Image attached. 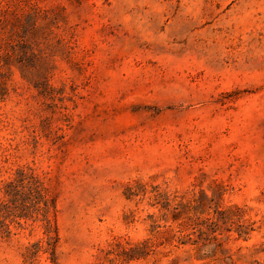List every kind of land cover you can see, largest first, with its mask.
Wrapping results in <instances>:
<instances>
[{
	"label": "rangeland",
	"instance_id": "obj_1",
	"mask_svg": "<svg viewBox=\"0 0 264 264\" xmlns=\"http://www.w3.org/2000/svg\"><path fill=\"white\" fill-rule=\"evenodd\" d=\"M5 56L0 198L36 180L56 239L0 264H264V0H0Z\"/></svg>",
	"mask_w": 264,
	"mask_h": 264
},
{
	"label": "trees",
	"instance_id": "obj_2",
	"mask_svg": "<svg viewBox=\"0 0 264 264\" xmlns=\"http://www.w3.org/2000/svg\"><path fill=\"white\" fill-rule=\"evenodd\" d=\"M12 53H16V49H12ZM0 57L1 63L5 62L9 58ZM9 61V60H8ZM0 63V66H1ZM205 194V193H203ZM207 198L206 195H203ZM201 198V196H200ZM22 200H29L26 208L20 207V202ZM48 199L45 195L43 187L37 183L36 180L27 181L26 178L23 179H13L9 182L4 188V196L0 198V239L8 240L11 235L14 234L10 226H22V220L28 218H37L39 214H44L45 219V227H46V235L50 240L56 239L53 236L51 231V220L49 218V206ZM178 206L182 209V212L185 214H189L192 211L194 213L207 212L209 206H206L201 200L195 198V196L191 197L184 203H179ZM219 203H216V206L213 209V213L216 216H222L227 213V210H220ZM211 208V207H209ZM26 211V214H23L22 211ZM210 215V211L207 212ZM174 219L178 218L174 215ZM218 218V217H217ZM181 227V226H180ZM179 230L181 232V228ZM171 231L175 230L171 229ZM180 238V237H179ZM178 238V240H180ZM181 241V240H180ZM192 241V244H199L197 240H189L183 242V244H188ZM154 244L151 240H147L143 243L133 244L128 248V251H124L125 256L130 260H136L138 258H146L150 252L154 251ZM209 243H202L203 246H208Z\"/></svg>",
	"mask_w": 264,
	"mask_h": 264
}]
</instances>
